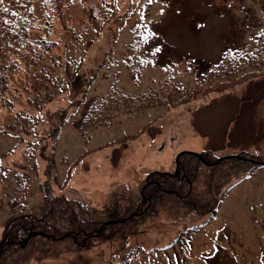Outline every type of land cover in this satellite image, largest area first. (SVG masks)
I'll list each match as a JSON object with an SVG mask.
<instances>
[{
    "label": "rangeland",
    "instance_id": "374dc122",
    "mask_svg": "<svg viewBox=\"0 0 264 264\" xmlns=\"http://www.w3.org/2000/svg\"><path fill=\"white\" fill-rule=\"evenodd\" d=\"M91 1L67 7L72 18L51 25L58 44L32 77L9 74L10 107L0 106V235L11 198L33 206L50 192L103 211L113 191L138 190L151 170L173 171L180 151L264 157V63L234 84L119 111L88 135L78 128L88 102L113 81L133 95L169 76L191 87L226 48L253 47L264 0H118L108 16L112 7ZM137 24L141 44L132 37ZM26 114L36 117L33 128ZM251 164L228 174L211 216L149 213L108 242L24 264H264V164L254 172Z\"/></svg>",
    "mask_w": 264,
    "mask_h": 264
},
{
    "label": "trees",
    "instance_id": "16d2710c",
    "mask_svg": "<svg viewBox=\"0 0 264 264\" xmlns=\"http://www.w3.org/2000/svg\"><path fill=\"white\" fill-rule=\"evenodd\" d=\"M36 1L41 10L38 15ZM97 1L104 9L112 7L107 16L117 2ZM76 2L92 3L91 0H0V106L10 107L8 98L4 97L10 87L9 74L24 71L20 73L32 77V72L41 68L38 63L42 57L57 45L51 36V25L68 22L72 18L69 10ZM93 19L101 27L107 20L102 16ZM140 33L143 32L137 30L133 37L138 38ZM263 61L264 29L257 33L250 51L225 49L193 91L171 78L137 95L112 83L105 93L88 103L79 120V132L88 135L95 126L114 122L119 111L158 103L173 104L202 90L236 83L253 73L244 71L248 65ZM205 83L209 86L203 88ZM29 122L33 128L35 116L29 115ZM246 161L252 163L249 169L254 172L257 165L264 164V157L246 151L222 158L210 150L181 152L176 170H151L138 190L113 191L103 211L93 212L79 200L50 192H44L42 200L33 206L22 198H11L10 213L1 223L0 264L36 262L106 242L118 233L133 231L149 213L162 214L171 220L189 210L211 216L226 193L222 188L224 180ZM22 184L25 189L26 180ZM111 219L116 221L107 222Z\"/></svg>",
    "mask_w": 264,
    "mask_h": 264
},
{
    "label": "snow or ice",
    "instance_id": "6c2138e0",
    "mask_svg": "<svg viewBox=\"0 0 264 264\" xmlns=\"http://www.w3.org/2000/svg\"><path fill=\"white\" fill-rule=\"evenodd\" d=\"M153 2V0H148V3H152Z\"/></svg>",
    "mask_w": 264,
    "mask_h": 264
}]
</instances>
